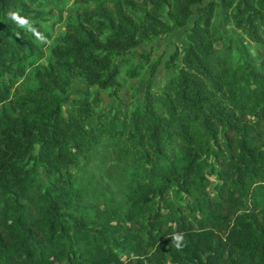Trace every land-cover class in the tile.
I'll return each mask as SVG.
<instances>
[{
  "label": "trees",
  "instance_id": "1",
  "mask_svg": "<svg viewBox=\"0 0 264 264\" xmlns=\"http://www.w3.org/2000/svg\"><path fill=\"white\" fill-rule=\"evenodd\" d=\"M37 3L0 0V264H264V0L96 1L49 50L86 87L65 112L51 63L13 96ZM218 8L243 49L213 24ZM187 23L160 89L151 67L130 110H95L120 89L108 54ZM105 156L99 178L71 170Z\"/></svg>",
  "mask_w": 264,
  "mask_h": 264
},
{
  "label": "rangeland",
  "instance_id": "2",
  "mask_svg": "<svg viewBox=\"0 0 264 264\" xmlns=\"http://www.w3.org/2000/svg\"><path fill=\"white\" fill-rule=\"evenodd\" d=\"M96 1L108 0H83L80 2L74 0H38L35 9L41 12V17L19 24L21 28L26 30H30L33 25L37 27L38 33L35 35L34 40L38 48L33 55L23 62L24 73L21 76L13 78V86L16 90L13 96L23 97L28 91L33 90L36 87L35 74L48 63L57 66L64 82V91L61 94L64 98L62 101L63 112L69 107L71 98L80 95L86 89L83 80L67 72L64 64L55 62L50 56L49 50L51 45L56 43V38L62 36L65 26L75 24L82 14H87V11L95 6ZM206 1L208 0H203V2ZM92 18L95 19V17ZM213 24L218 27L220 34L226 37L232 36L238 43L239 48L243 49L246 46V39L238 30L233 28L231 23L226 25L222 23V11L219 8L218 14L213 18ZM188 26L189 23L183 27H172L168 32L151 36L148 40L141 42L137 47L132 48L128 52L122 54L111 52L108 54L112 64H117L118 74L116 75V79L120 82V89L118 97L109 93L110 89L108 88L100 90V101L95 110L103 114L111 113L115 108L122 111L130 110L133 107V103L142 98L146 82L148 81V71L151 67H154V71L149 78L150 86L160 89L165 79L175 71L166 63L169 54L174 49L179 48L180 45L186 43L184 32ZM246 48L250 49V47ZM142 52L150 54L148 62L140 59L139 55ZM239 61L240 53L234 48L232 51V63L236 64ZM135 63L141 65L140 69L137 70L135 78H128L125 72ZM2 105H6V103ZM105 158L108 160L105 161L104 158L100 160L96 157L90 164H79L71 170L75 174L83 173L91 175L93 178H99L103 171V166L108 165V162L112 160L106 156ZM95 187L92 186L90 189L92 190ZM257 200L259 205L264 203L262 197H258Z\"/></svg>",
  "mask_w": 264,
  "mask_h": 264
},
{
  "label": "clouds",
  "instance_id": "3",
  "mask_svg": "<svg viewBox=\"0 0 264 264\" xmlns=\"http://www.w3.org/2000/svg\"><path fill=\"white\" fill-rule=\"evenodd\" d=\"M172 239L175 242L176 247L180 248L182 246V241L184 240V235L183 233L174 234Z\"/></svg>",
  "mask_w": 264,
  "mask_h": 264
}]
</instances>
